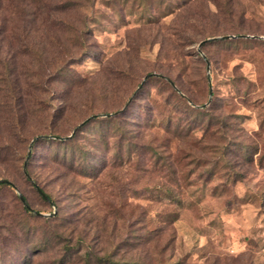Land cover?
Segmentation results:
<instances>
[{
	"label": "rangeland",
	"instance_id": "374dc122",
	"mask_svg": "<svg viewBox=\"0 0 264 264\" xmlns=\"http://www.w3.org/2000/svg\"><path fill=\"white\" fill-rule=\"evenodd\" d=\"M71 1L47 26L30 17L22 37L0 33V179L60 218L30 220L32 239L5 264H86L85 252L126 264H264V0ZM224 36L235 38L212 40ZM175 96L213 106L194 133L164 125L168 115L198 123ZM124 109L125 149L112 126L80 135L91 151L103 136L116 145L97 155L101 175L49 167L52 145L38 137H68ZM32 143V172L55 206L23 180ZM0 203L13 208L9 188ZM67 230L87 237L78 256L71 235L56 237Z\"/></svg>",
	"mask_w": 264,
	"mask_h": 264
},
{
	"label": "trees",
	"instance_id": "16d2710c",
	"mask_svg": "<svg viewBox=\"0 0 264 264\" xmlns=\"http://www.w3.org/2000/svg\"><path fill=\"white\" fill-rule=\"evenodd\" d=\"M71 0H0V33L3 32L9 35V31L12 32L14 38H20L26 33V28L28 26V20L30 17L33 18L34 22L44 20V26H47L50 19L55 16H60L61 14H68L71 12V8L77 6V4H72ZM84 5V4H83ZM79 8L82 7V4L78 5ZM48 27L53 29L54 25L48 24ZM39 29V28H38ZM232 39V38H231ZM247 39V38H245ZM245 39H239L245 40ZM220 43H227L228 39H222L219 41ZM204 46V45H203ZM206 67L209 66V60L205 61ZM150 78L152 77H160L164 78L163 76L157 74H150ZM168 83L171 85L172 88L175 89V83L171 79H166ZM211 96V91H210ZM183 107L186 110L190 111L191 113L197 115L199 117L198 123L184 121L182 119H175L173 116H167L166 122H164L167 127L168 131H172L174 126L179 129V132L182 133L183 130H187L189 133H194L198 127L201 125L202 118L205 113L211 110L212 105L209 107L197 106L194 101L184 99L181 96H175ZM168 104L169 102H165ZM8 104V103H5ZM127 112V109L120 110L115 112L114 114H106V116H93L88 122H86L81 128L76 129L70 136L68 137H59L55 134L51 136H40L37 139L51 143L52 147L50 148V154L46 156V160L49 162V167L52 168H60L63 169L67 175H75L78 177H89L90 175L88 171L93 168V170H98L97 173H103L108 166L104 169L102 167L99 169L98 165L95 166L93 163L101 162L102 156L97 157V155L102 153H107L111 151V149L115 150L116 145L113 146L109 142L108 138L105 139L103 136L102 140L97 143V146L94 147L93 151L90 150L87 144L81 142L80 135L83 132V129L91 124L95 123L97 126L106 125L112 126V130L116 133L114 136H111L113 140H118L119 150L126 148V144H121L122 138H125V129L127 128L129 122L127 120H121L122 116ZM146 114L141 115V119L145 117ZM148 115V114H147ZM16 120L15 117H9V119ZM13 120V121H14ZM125 121V122H124ZM142 124H145L144 127H149L151 122L155 120H142ZM14 123V122H13ZM198 124V125H196ZM136 137L132 136L130 140L131 147L133 143L131 140H134ZM122 145V146H121ZM129 147V145L127 146ZM0 145V149H1ZM126 154V153H125ZM36 155V149L34 144L32 143L28 149H25V154L23 156V161L21 162V169H22V177L23 180L31 187L34 188L33 190L39 196L41 201L45 204V206H55L57 205L56 200L53 196L46 192V190L42 187L40 183V178L37 174H33V160ZM129 157L133 156V153H128ZM105 160V159H104ZM112 165V167H114ZM78 167V168H77ZM81 172H78V171ZM56 171V170H54ZM27 173L28 177L25 175ZM65 173L63 174L65 176ZM5 180L6 182L0 183V190L3 187L9 188L13 194L15 203L12 209H8L3 207V204L0 203V264H5V261H12L14 258L10 256V253L15 251V256H18L21 253V250L26 246L27 241L32 239L33 231L29 225L30 220L34 222H44V223H51L57 222L60 220L59 213L56 212L50 218H44L43 216L37 215L36 213H41L38 210H35L32 205L30 204L27 196L21 192L17 187H15L14 183L8 179H0ZM40 190V192L38 191ZM23 196L29 207L32 209L29 210L25 208L20 200L19 194ZM45 195L46 198L43 196ZM34 211V212H33ZM42 214V213H41ZM56 234L57 239L62 243L64 242V236L73 237L70 241L71 251L73 252V256H78L82 253L83 248L82 245H78L77 243H82L87 239L86 236L80 234V236H75L73 234ZM7 244H12V246H7ZM38 246H35L31 249H28V252L38 251ZM5 257V258H4ZM114 254L105 253L104 256H98V253L92 252H85L84 257L87 261L86 264H126L121 259H114ZM29 262V260H28ZM128 264H136L134 262H129Z\"/></svg>",
	"mask_w": 264,
	"mask_h": 264
},
{
	"label": "water",
	"instance_id": "95a60500",
	"mask_svg": "<svg viewBox=\"0 0 264 264\" xmlns=\"http://www.w3.org/2000/svg\"><path fill=\"white\" fill-rule=\"evenodd\" d=\"M239 38H254L252 36H238ZM229 38H235V36H224V37H217V38H213L212 40H218V39H229ZM206 41H202L199 45H198V52L204 57V55L202 54L200 48L201 46L205 43ZM209 69V66L207 67V70ZM152 75H148L145 77L144 80H146L148 77H150ZM25 175L28 177L27 173L25 172ZM2 182H6L5 180H0V183ZM38 191L40 192V190L38 189ZM19 194V193H18ZM45 198L46 196L43 195ZM19 197H20V200L23 204V206L29 210L32 211V209L29 207V205L27 204V202L25 201V199L23 198V196L21 194H19ZM34 212V211H33ZM37 215H40V216H43V217H50V216H53L55 214V212L51 215H45V214H41V213H36Z\"/></svg>",
	"mask_w": 264,
	"mask_h": 264
}]
</instances>
